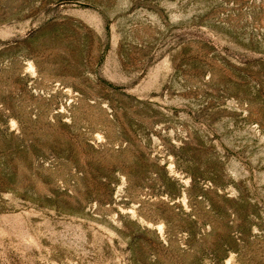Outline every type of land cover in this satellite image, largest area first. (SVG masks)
<instances>
[{"label": "rangeland", "instance_id": "374dc122", "mask_svg": "<svg viewBox=\"0 0 264 264\" xmlns=\"http://www.w3.org/2000/svg\"><path fill=\"white\" fill-rule=\"evenodd\" d=\"M0 264H264V0H0Z\"/></svg>", "mask_w": 264, "mask_h": 264}]
</instances>
